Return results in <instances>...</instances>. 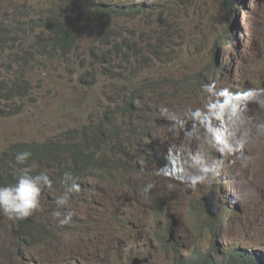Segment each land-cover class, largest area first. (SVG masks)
Returning a JSON list of instances; mask_svg holds the SVG:
<instances>
[{"label":"rangeland","instance_id":"1","mask_svg":"<svg viewBox=\"0 0 264 264\" xmlns=\"http://www.w3.org/2000/svg\"><path fill=\"white\" fill-rule=\"evenodd\" d=\"M41 1L0 0V25L11 36L18 34L22 48L32 44L33 36H24L26 22L18 17V8L38 7ZM232 1L233 9L225 0H134L145 7L142 14L116 20V30L136 45L132 55L151 49L149 45L158 46L151 50L159 54L153 61L132 60L129 69L136 73L128 78L123 70L124 77L112 78L92 62L95 29L84 21L77 50L63 60L37 56L15 65L16 51L0 52V80L30 87L22 100L0 105V153L15 143L64 141L67 131L98 125L119 107L113 129L121 131L123 140L132 139L134 126L123 108L135 91L149 86L158 138L132 139V150L158 146L176 161L171 179L141 160L139 174L122 172L118 181H103L89 195H75L67 210L78 214L70 215L67 234L59 227V236L45 247L15 253L0 264H132L135 259L175 264V250L193 252L199 244L210 245L202 239L210 221H215V231L222 226L217 235L221 250L239 245L264 253V0ZM186 80L199 84L191 87V103L179 89ZM233 95L240 105L231 113L226 104ZM147 185L152 187L145 192ZM210 194L219 210L216 220L204 205ZM151 197L165 205L162 214L147 207ZM118 205L123 215H113ZM45 211L52 210L44 206ZM224 214L235 216L229 226L220 224ZM37 216L35 221L45 224L46 218ZM59 219L47 217L50 231ZM13 221L0 214V228H11ZM125 222L130 227H122ZM4 243L0 233V245Z\"/></svg>","mask_w":264,"mask_h":264},{"label":"trees","instance_id":"2","mask_svg":"<svg viewBox=\"0 0 264 264\" xmlns=\"http://www.w3.org/2000/svg\"><path fill=\"white\" fill-rule=\"evenodd\" d=\"M225 5L228 9L234 8L232 0H225ZM144 8V6L137 5L134 0H42L38 7H34L30 3L23 8H18V17L20 20H25L26 25L23 27L27 29V32L24 36L27 33L31 37L33 36L32 44L22 48L20 41H18V34L11 36L8 27L0 25V52L9 53L10 51H6L5 48L16 51L13 54L12 62L15 65L35 60L37 56L63 60L77 50L78 27L84 21L93 23L95 29L92 62L103 66V70L112 78L120 79V76H123L122 70L128 78L129 75L136 73L135 70L129 69L132 60L149 57L153 61L159 54H152L153 50L159 49L158 46L153 49L149 45L153 50L147 49L146 51L150 50L151 57L145 56L146 51L132 55L136 45L116 30V20L134 17L135 12L142 14ZM9 18L14 20L15 16ZM15 26L18 27L19 25ZM37 32L38 34H36ZM97 47H101L103 50L97 51ZM116 60L119 62L118 67L113 65ZM191 87L197 89L199 84H191V81L186 80L179 88L185 92L184 97L189 103H191ZM29 91L30 87L25 82L16 84L12 83V80L8 83L6 79H1L0 105L3 106L4 103L16 99L22 100ZM150 92L149 86L144 87L143 90L135 91L123 108V114L129 118L130 124L134 126L132 139L138 142L146 139L156 142V138H158L152 128L155 122V112H152L148 105L149 102H152ZM239 105L238 96L233 95L226 104L227 111L232 113ZM120 111L121 108L119 107L115 113H106L98 125L85 126L82 130L67 131L63 134L64 141L15 143L0 153V185L14 184L19 175L17 170L22 167L29 168L30 174L33 175L42 170H47L53 180L52 189L45 188L42 191V194L45 192L46 196L41 198V207L38 211L25 219L14 220L11 228L7 226L0 228V233L5 238L4 245H0V260L10 262L15 253L29 251L34 249V246L45 247L55 237L59 236L57 233L59 227L63 231V235L67 234L70 229L67 224H59L50 231L46 222L47 217L54 215L57 211L63 215L62 219L66 215H77L78 212L74 209L67 210L75 195H89L88 193L103 181H118L116 176L121 175L122 172L127 175L130 173L139 174V168L136 167V164L140 163L141 160L164 173L170 179L175 175L176 161L168 157L165 151H159L160 147L150 148L149 151L139 148L132 150V139L123 140L121 131L113 129L119 119ZM132 119L137 120L135 125L131 122ZM23 151L31 152L32 156L24 165H19L16 163L15 156ZM65 172H71L78 178L80 190L70 195L66 206L58 208L55 201L64 191V186L60 181ZM122 180H127V178L122 177ZM91 183H95V185L91 186ZM146 205L156 215L162 214L166 209L161 200H155L152 197L151 201L146 202ZM44 206L52 211L43 212ZM122 211L118 205L113 215H123ZM37 215L44 216L39 218ZM36 216L39 219L45 217V224L36 222ZM231 217L235 216L224 214L219 218L220 224L229 226V218ZM214 224L215 221H210V224L205 225L206 233L202 237L210 245L206 248L205 245L199 244L193 252L175 250V264H264V253L252 252L239 245L221 250L217 242V231L214 230ZM121 226L130 227L127 222ZM6 236L12 241V250L7 247ZM245 239L250 240L249 238ZM154 240L156 239L154 238ZM162 245L166 249L169 243L165 242ZM12 253H14L13 257Z\"/></svg>","mask_w":264,"mask_h":264},{"label":"clouds","instance_id":"3","mask_svg":"<svg viewBox=\"0 0 264 264\" xmlns=\"http://www.w3.org/2000/svg\"><path fill=\"white\" fill-rule=\"evenodd\" d=\"M238 99L240 102L239 97ZM31 156L32 153L29 151L19 152L15 156L16 163L24 165L29 161ZM17 171L19 175L14 184L0 185V214L7 216L9 220H22L33 215L41 207L40 200L42 191L45 188L52 189L53 187V180L50 178L47 170H42L35 175L30 174V169L27 167L18 168ZM77 180L78 178L71 172H65L63 174L60 183L64 186V191L55 201L58 208L66 206L70 195L80 190V185ZM151 187V185H148L144 191H149ZM54 216L59 219L61 212H55ZM218 216L216 215L215 219L210 218L216 220ZM70 219L71 216L66 215L63 219H59V224H67ZM221 229L222 226L217 230V235L222 233L220 232ZM149 261L151 263V259Z\"/></svg>","mask_w":264,"mask_h":264},{"label":"water","instance_id":"4","mask_svg":"<svg viewBox=\"0 0 264 264\" xmlns=\"http://www.w3.org/2000/svg\"><path fill=\"white\" fill-rule=\"evenodd\" d=\"M204 204H205V209L207 211V215L211 218H215L216 215L218 214V210L215 206V199L212 194L207 197V199L204 201ZM149 263H150L149 259H145L143 261L139 259H135L132 262V264H149Z\"/></svg>","mask_w":264,"mask_h":264},{"label":"bare ground","instance_id":"5","mask_svg":"<svg viewBox=\"0 0 264 264\" xmlns=\"http://www.w3.org/2000/svg\"><path fill=\"white\" fill-rule=\"evenodd\" d=\"M141 2H142V1H141ZM145 4H146V3H145ZM147 5H148V4H147ZM149 8H150V7H149ZM146 9H147V8H146ZM243 33H244V32H243ZM247 37H248V36H247ZM247 37H246V38H247ZM222 70H223V69H222ZM239 73H240V72H239ZM237 74H238V73H237ZM238 75H239V74H238ZM236 100H237V99H236ZM236 100H235V101H236ZM226 137H227V136H226ZM175 167H176V166H175ZM174 173H175V172H174ZM96 176H97V175H96ZM91 177H92V176H91ZM93 177H94V176H93ZM89 183H90V180H89ZM232 210H233V209H232ZM117 236H118V235H117ZM120 247H121V246H120ZM237 247H238V246H237ZM130 257H132V255H130ZM130 257H129V258H130ZM124 258H125V257H124ZM125 261H126V260H125ZM128 261H129V260H128ZM124 263H125V262H124ZM126 263H128V262H126ZM122 264H123V263H122Z\"/></svg>","mask_w":264,"mask_h":264}]
</instances>
